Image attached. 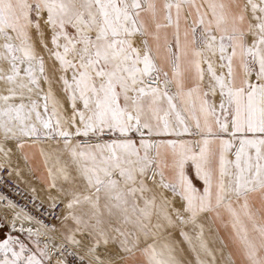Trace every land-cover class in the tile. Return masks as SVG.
I'll list each match as a JSON object with an SVG mask.
<instances>
[{
    "label": "snow or ice",
    "instance_id": "snow-or-ice-1",
    "mask_svg": "<svg viewBox=\"0 0 264 264\" xmlns=\"http://www.w3.org/2000/svg\"><path fill=\"white\" fill-rule=\"evenodd\" d=\"M37 146L65 211L0 264H264V0H0V172Z\"/></svg>",
    "mask_w": 264,
    "mask_h": 264
},
{
    "label": "built area",
    "instance_id": "built-area-1",
    "mask_svg": "<svg viewBox=\"0 0 264 264\" xmlns=\"http://www.w3.org/2000/svg\"><path fill=\"white\" fill-rule=\"evenodd\" d=\"M0 197H6L8 200L13 201L16 205V210H22L35 218L33 222L38 220L46 225H57L59 209H52L50 206L39 202L18 183L13 175L8 176L6 172H0ZM5 204L6 201L0 199V205L3 208H5Z\"/></svg>",
    "mask_w": 264,
    "mask_h": 264
},
{
    "label": "rangeland",
    "instance_id": "rangeland-1",
    "mask_svg": "<svg viewBox=\"0 0 264 264\" xmlns=\"http://www.w3.org/2000/svg\"><path fill=\"white\" fill-rule=\"evenodd\" d=\"M45 56H46V59H47V54L46 53H45ZM49 64H51V61H49ZM15 158L16 157H14V159ZM28 174H30L29 173V170H28L27 166L25 165L24 161L21 159L20 160V174L19 175L13 174V176L16 178L17 181L19 180L20 182H22V184H23V186L25 188H26V186H25V179H26V182L29 181V188L31 189L32 188V185H34V184L31 182L30 175H28ZM19 181H18V183H19ZM31 195H33V194H31ZM33 196L39 202H41V200L38 199L39 197L37 198L36 195H33ZM56 208L59 209V211H60L59 216L61 214H63L64 211H65L63 204H58V206ZM16 211H18V210H16V209H5V208H3L0 205V238H6L7 237V234L9 233V231H11L9 225H10L11 220H12V218H13V216H14V214H15ZM7 218H9V220ZM59 223H60V221L58 219L57 227H59ZM24 224H25V227H33V228L39 227V225L36 224L33 221H31V222L25 221ZM21 238L22 239H25L26 237L22 235ZM42 239H45L46 240L47 237H42Z\"/></svg>",
    "mask_w": 264,
    "mask_h": 264
},
{
    "label": "crops",
    "instance_id": "crops-1",
    "mask_svg": "<svg viewBox=\"0 0 264 264\" xmlns=\"http://www.w3.org/2000/svg\"><path fill=\"white\" fill-rule=\"evenodd\" d=\"M29 151H35L36 152V159L35 162L31 165V167L34 169V171H29L30 174V179L31 182L34 184L32 185V188H29V181L26 182L25 179V186L26 188L23 186L22 182L19 183L21 186L24 187V189L29 193L36 195L37 198L39 200H41V203L46 205V206H50L51 205V200H50V192L48 189V185H47V181L46 180H42L40 179L41 176L46 175L45 169L43 167V163H42V158H40L39 156V146H37L35 149H29ZM25 163V162H24ZM26 165V164H25ZM28 170H29V165H26ZM192 175L194 176V171L192 173ZM29 177V176H28ZM33 189H35V191H33ZM56 192L55 190H51V195H55ZM9 220V218H7ZM223 229L221 230V235H223ZM26 239V238H25Z\"/></svg>",
    "mask_w": 264,
    "mask_h": 264
}]
</instances>
